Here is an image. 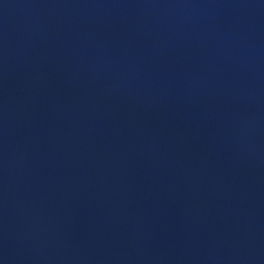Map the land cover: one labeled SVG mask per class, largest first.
<instances>
[{
    "label": "water",
    "instance_id": "1",
    "mask_svg": "<svg viewBox=\"0 0 264 264\" xmlns=\"http://www.w3.org/2000/svg\"><path fill=\"white\" fill-rule=\"evenodd\" d=\"M0 88L264 236V0H0Z\"/></svg>",
    "mask_w": 264,
    "mask_h": 264
}]
</instances>
